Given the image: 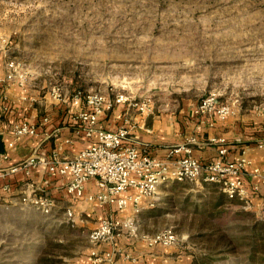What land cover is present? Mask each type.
I'll return each mask as SVG.
<instances>
[{
  "label": "rangeland",
  "instance_id": "rangeland-1",
  "mask_svg": "<svg viewBox=\"0 0 264 264\" xmlns=\"http://www.w3.org/2000/svg\"><path fill=\"white\" fill-rule=\"evenodd\" d=\"M0 47L41 94L128 96L147 104L135 112L149 121L210 93L239 114H264V0H0ZM261 204L245 208L212 183L162 186L137 231L173 228L176 244L151 251L136 238L125 249L124 239L112 262L264 264ZM76 209L0 201V264H92L90 251L106 242L88 234L105 213Z\"/></svg>",
  "mask_w": 264,
  "mask_h": 264
},
{
  "label": "built area",
  "instance_id": "built-area-1",
  "mask_svg": "<svg viewBox=\"0 0 264 264\" xmlns=\"http://www.w3.org/2000/svg\"><path fill=\"white\" fill-rule=\"evenodd\" d=\"M25 81L26 71L14 59H7L1 84L8 86L17 83L22 87ZM54 90L53 94L61 99L63 96L56 94ZM68 99L78 107L74 114L78 130L91 139L70 158H60L54 154L46 164L47 173L49 176L69 175L64 189L72 198L95 202L101 207L106 204L124 212L122 217L100 218L97 226L88 234L92 244L109 242L120 232H126L132 238L142 239L149 247L174 246L178 238L173 228H164L152 234H139L137 231L138 214L144 208L154 205L162 186L183 181L212 183L219 186L227 198L241 202L245 208H251L254 202L251 191L257 192L264 185V165H256L242 154L227 160L224 158L225 146H221L217 157L208 162L187 154L188 146L170 150L173 153L182 149L186 152L183 156L175 159L161 158L140 150L129 141L127 118H124L121 126L112 130L105 128L99 121L102 115L119 103H127L144 111L147 107L145 102L131 101L128 96L118 94L110 99L100 92L84 93L83 90H76ZM231 111L228 103L218 102L214 94H208L195 108L200 116L198 128L212 119H225ZM11 131L15 138H20L35 134L36 126L24 121L13 124ZM216 141L222 145L225 140L218 138ZM65 142L71 143L72 138H66ZM11 145L12 142H9L8 146ZM1 156L6 157L7 153L4 151ZM32 163L33 158H30L27 162L10 166L9 171H16ZM248 177L251 180L250 186L245 183ZM91 180L94 181L95 189L86 191V184ZM24 189L22 202L45 214L53 211L55 202L51 197L44 193L33 194L35 190L31 183ZM258 210L264 219V204ZM65 213L73 216L70 208H66ZM110 257V251L99 253L97 248L92 249L89 254L92 264H99Z\"/></svg>",
  "mask_w": 264,
  "mask_h": 264
},
{
  "label": "crops",
  "instance_id": "crops-1",
  "mask_svg": "<svg viewBox=\"0 0 264 264\" xmlns=\"http://www.w3.org/2000/svg\"><path fill=\"white\" fill-rule=\"evenodd\" d=\"M5 52V49L0 51V79L5 73ZM39 87L42 86L38 83L32 85L27 79L22 87L17 83L4 86L0 82V140L7 153L6 157H2L4 151L0 152V201L12 206H31L21 201L24 188L31 183L35 190L33 194L44 193L54 200L53 210L65 207L75 212L78 207L85 212V209L103 208L105 215H100L99 218L122 217L123 211H117L109 205L101 207L91 202L95 206L93 207L89 205L90 202L72 198L64 189L69 175H48L46 164L54 154L60 158H70L91 138H87L78 130V123L74 119L77 106L72 105L65 95L60 99L50 90L41 94ZM136 109L138 108L127 103H119L102 115L99 121L105 128L112 130L121 126L124 118H127L129 141L140 150L157 157L178 158L186 152L181 149L170 153V150L178 146H188L187 154L202 162H208L217 157L221 146H225L224 158L227 160L242 154L256 165H264V114L248 116L231 111L225 119L215 118L198 128L200 116L194 107L177 115H160L151 121L136 113ZM24 121L36 126L35 134L15 138L11 131L13 124ZM66 138H72V142H65ZM218 138L225 140L222 145L216 141ZM9 142H12L11 146H8ZM30 158H33L32 164L13 172L9 171L10 166L27 162ZM249 179H245L247 186H250ZM94 189V181L91 180L86 184V191ZM251 197L254 202L264 200V185L260 186L257 192L251 191ZM147 208L149 207L144 209ZM112 210L116 211V215H106ZM124 233L126 234L119 233L111 241L104 243L106 247L101 250L110 251L111 257L99 264H113L114 250L119 249V244L124 239L126 243L128 239L130 243L139 242L128 234L123 235ZM140 240L144 244V241ZM127 245L125 249H130V244ZM150 248L153 251L157 246Z\"/></svg>",
  "mask_w": 264,
  "mask_h": 264
},
{
  "label": "trees",
  "instance_id": "trees-1",
  "mask_svg": "<svg viewBox=\"0 0 264 264\" xmlns=\"http://www.w3.org/2000/svg\"><path fill=\"white\" fill-rule=\"evenodd\" d=\"M1 138V136H0ZM4 151V145L2 144V141L0 140V152H3Z\"/></svg>",
  "mask_w": 264,
  "mask_h": 264
}]
</instances>
